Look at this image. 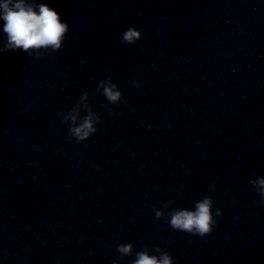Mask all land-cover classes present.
<instances>
[{
	"label": "clouds",
	"instance_id": "clouds-1",
	"mask_svg": "<svg viewBox=\"0 0 264 264\" xmlns=\"http://www.w3.org/2000/svg\"><path fill=\"white\" fill-rule=\"evenodd\" d=\"M0 20L3 23V34L6 42L0 47V52L23 51L36 58H41L43 52H58L69 31V24L61 22L59 14L48 6L47 3H35V0H0ZM142 33L134 27L122 33L124 44H133L141 39ZM134 86H139L133 81ZM97 92L101 93L109 104H118L122 93L117 84L111 79L99 81ZM82 111L86 115H81ZM62 122L68 125V135L77 143L87 140L97 131L96 125L100 117L95 113L89 103V94L84 92L79 102L66 112H58ZM256 193L264 200V176H258L250 181ZM170 203V202H169ZM194 210L176 208L168 216V223L173 230L186 232L204 237L210 235L217 224L215 217L221 216V209L217 208L213 214V200L210 195L194 202ZM168 204L165 205V209ZM165 209L154 208V219L159 220L165 215ZM120 256H130L133 253L131 243L117 245ZM159 255H150L145 248L136 253L132 264H175L174 259L167 252L156 248Z\"/></svg>",
	"mask_w": 264,
	"mask_h": 264
}]
</instances>
